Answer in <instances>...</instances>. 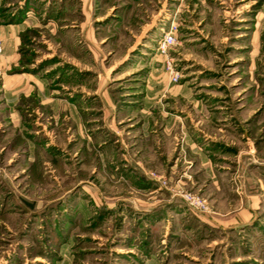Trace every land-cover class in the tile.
I'll return each instance as SVG.
<instances>
[{
  "label": "rangeland",
  "instance_id": "obj_1",
  "mask_svg": "<svg viewBox=\"0 0 264 264\" xmlns=\"http://www.w3.org/2000/svg\"><path fill=\"white\" fill-rule=\"evenodd\" d=\"M0 23V264H264V0H0Z\"/></svg>",
  "mask_w": 264,
  "mask_h": 264
},
{
  "label": "crops",
  "instance_id": "obj_2",
  "mask_svg": "<svg viewBox=\"0 0 264 264\" xmlns=\"http://www.w3.org/2000/svg\"><path fill=\"white\" fill-rule=\"evenodd\" d=\"M15 25L17 24H1L0 23V37L4 40V51H3V55L0 57V59L2 60V62H5L3 64L4 67H6V65L8 64V62L10 60H12L13 56L15 55V50L12 48V45H11V39L13 38V30L15 29ZM17 41V40H15ZM31 79V78H30ZM191 83H194L193 81L190 82V81H184L182 82L181 84L178 85V89H177V94L181 96V98L183 100H186L188 101L189 103L193 104L194 106H200L201 104H203L204 102H215V103H218L220 102L219 101V97L217 96H214V98H205V97H199L198 95H193L192 94V84ZM16 84L18 85V82H16ZM41 87V86H40ZM181 93V94H180ZM184 93H189L188 95H184ZM196 93V92H195ZM216 98V100H215ZM212 99V100H210ZM214 100V101H213ZM203 106V105H201ZM198 111V110H196ZM222 113H225L224 111ZM205 115V114H203ZM207 117L209 116L208 114H206ZM189 115L187 116H183L182 119H183V123H184V120L186 121V123L184 124L185 127H187L186 129L189 130L190 126H188V121H189ZM211 116V115H210ZM213 117V116H211ZM191 119V118H190ZM225 119V118H224ZM197 125V124H195ZM199 130V128H197ZM220 130H222V128H219ZM204 131V130H203ZM225 135V134H224ZM203 137H207L206 139H211L213 141L217 140L215 138V136H211V135H208L207 133H203L202 135ZM187 143H190L188 144L191 148V150H195V152H197L199 154V157L200 159L204 160V159H209L212 155H215V153L212 152H207L205 150H203L202 147L198 146L199 143H198V138L194 136V134L190 133L189 131V134L187 136ZM208 143V142H207Z\"/></svg>",
  "mask_w": 264,
  "mask_h": 264
},
{
  "label": "built area",
  "instance_id": "obj_3",
  "mask_svg": "<svg viewBox=\"0 0 264 264\" xmlns=\"http://www.w3.org/2000/svg\"><path fill=\"white\" fill-rule=\"evenodd\" d=\"M177 38L174 31L168 32L164 38L159 42V50L164 54L167 52L168 48L174 44H176ZM4 49V40L0 37V55L2 54ZM168 71L170 74V79L172 82H178L181 77V73L178 69H176L172 62H168ZM190 205L195 208H202L204 203L200 201L198 198L191 196V195H184L183 196Z\"/></svg>",
  "mask_w": 264,
  "mask_h": 264
}]
</instances>
